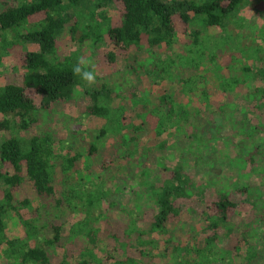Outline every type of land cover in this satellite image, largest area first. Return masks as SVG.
Listing matches in <instances>:
<instances>
[{"label":"trees","instance_id":"16d2710c","mask_svg":"<svg viewBox=\"0 0 264 264\" xmlns=\"http://www.w3.org/2000/svg\"><path fill=\"white\" fill-rule=\"evenodd\" d=\"M114 1L121 9L113 24ZM246 1L0 0V64L4 56L14 59L0 84V264H92L89 252L98 243H103L105 264L262 260L264 247L256 249L254 242L260 229L264 239V199H258L251 182L254 172L264 177V169L255 168L264 162V85L252 88L250 79L264 80V47L249 42V52L243 54L251 64L226 65L237 62L234 51L244 50L238 42L243 26L238 13ZM253 6L264 14V0ZM177 22L180 41L175 38ZM66 42L75 49L66 52ZM27 44L35 49H25ZM105 47L111 48L103 53L106 63L117 61L116 53L123 57V70L116 73L121 82L96 72V84L88 86L73 74V66L81 56L92 61L95 51ZM224 53L227 63L213 67L216 56ZM209 70L222 95L216 105L207 99ZM172 79L178 90L155 88L151 100L145 91L149 83ZM127 83L131 89L125 91ZM238 89L246 101L237 107L239 120L228 112ZM79 95L84 112L104 120L94 138L115 137L113 152L123 163H133L134 179L139 171L137 189L131 190L125 207L131 203L147 209L144 226L137 227L125 210L121 214L127 222L110 225L114 203L102 212L106 194L99 183L86 189L83 181L74 180L80 172L85 179L103 174L111 164L103 147L89 142L85 152H56L64 138L49 124ZM224 120L231 133L221 144L213 130L220 131ZM155 152L174 153L175 164L168 170L154 167L148 155ZM244 164L248 171H241ZM181 202L188 205L185 214H197L199 240L193 226L185 239L169 231L181 219ZM61 211L82 213L65 234V223L56 215ZM240 211L244 215L233 221ZM8 219L18 223L22 236L6 234ZM100 220L107 224L97 227ZM138 239L142 248H137Z\"/></svg>","mask_w":264,"mask_h":264},{"label":"rangeland","instance_id":"374dc122","mask_svg":"<svg viewBox=\"0 0 264 264\" xmlns=\"http://www.w3.org/2000/svg\"><path fill=\"white\" fill-rule=\"evenodd\" d=\"M115 3V8L114 11H112V20L113 24L117 23V15L120 12V4L117 1H114ZM255 3V0H247L245 4L241 7L238 15L240 16L241 21L243 22V26L238 30L241 32L242 36L239 38L238 42H241L242 49L243 51L236 50L232 54L234 59L237 60V62H230L231 64H226L228 66L234 65L238 67L242 63H245L247 65L251 64V57H246L243 53L249 52L245 46L249 45V42L253 43H258L260 46L264 47V41L262 40V37H264V14L257 12L255 9V6H253ZM182 33L181 29L179 26V23L177 22L176 24V34L175 38L177 40H182ZM235 39V38H234ZM24 48L27 50H33L35 49V45L33 44H27L24 45ZM246 48V49H245ZM75 46L71 44L70 42H66L65 44V51L69 50H74ZM105 49H111L110 47H105L101 48L97 51H95L96 56L92 57V62L95 66V71L101 75V76H113L114 77V82L119 83L121 82L120 77L116 74L120 71L123 70V57L119 55V53H116L118 56L117 61H115L112 64H108L105 62L103 53ZM113 50V49H112ZM227 55L228 53H224L222 56H216L215 61L213 62V67L216 66L217 64H225L227 63ZM13 56L8 55L4 56L1 59V64H0V84H3L9 74L11 73L12 65H13ZM234 63V64H233ZM244 65V64H243ZM207 67H210V64L207 65ZM236 69V68H235ZM220 71L224 74L227 71V68H222ZM235 73H238L237 69L234 71ZM207 74V73H206ZM239 74V73H238ZM214 75L213 70H209L207 74V99L208 103L216 105V102H219L221 100V93L219 92V89L217 87V83L214 81L212 78ZM137 80V79H135ZM251 81V86L253 87H259L264 85V80L259 79L258 77L253 76V78L250 79ZM142 86L146 85V83H141ZM150 88L147 87L145 90L148 96L151 98H154V89L155 88H161L164 89L166 92H176L178 90V86L175 83V80L172 79L171 81H162L161 83L157 84H150ZM140 86V88H142ZM123 89L125 91L130 90V83L124 84ZM144 88H142L143 90ZM240 90L238 89L237 92V97L233 98L232 103L230 104V108H228V112H231L234 115V118L239 120V118H242L241 115L238 113L239 108L238 106H242L246 103V101L242 100L240 98V95L242 94L239 93ZM29 95L34 98V101H38V97L35 96L31 91H28ZM179 97V96H178ZM177 97V98H178ZM180 98V97H179ZM193 108L195 106L193 105ZM54 120L53 122H50V127H53L55 131H57L59 134L61 133L63 139L62 143H58L56 145V152H58L61 155H66V154H72L73 151H78V152H85V148L87 147V144L89 142H96L99 144V146L103 147L104 151L106 152L105 158L111 159V164L104 169L101 173V176H98L97 178L95 177H88L89 179H85L83 177L84 174H82L81 168H80V163L77 165L76 168L79 169L80 173L74 174L76 175V179L70 178V181L74 179L75 181H78L82 183L83 181V186L85 185L86 189L88 188H93L96 183H99L100 188L104 192L105 198H102L100 202L101 210L103 213L107 212L106 207H109V203H114L112 211H109V216H110V225L113 224H118L117 221L114 220H119V222H127L126 221V215L125 213L121 214L122 210H125L130 217H134L135 219L133 222L137 227L144 226V220L149 217V211L147 209L141 210L138 205H133L129 204V207H125L126 202L130 199L131 196V190L132 189H137L138 185V178L137 176L139 175V171H136V178L134 179L131 174L132 171L135 170L133 167L132 162H126L123 163L122 160H120L116 154L113 152V147L112 144H114V139L112 135L108 134L107 136L103 137L102 140H98L97 138H94V134L98 131V129L101 127L103 124V119L101 118H96L95 116H89L84 112V100L82 97L79 95L76 97L74 103L72 104H66L63 109L60 112H57L54 115ZM226 120L223 121L222 123V129L219 131V128L217 130H213L214 133V140L218 139L220 137V143L223 144L225 141H229V135L231 133L230 128L225 124ZM218 136V137H217ZM264 138V134L260 137ZM162 137H159L157 141H160ZM171 139H167L168 142H170ZM69 145V146H68ZM71 145V146H70ZM60 146V147H59ZM163 156L164 158L157 160L158 156ZM175 154L172 153L170 156H166V154L155 152V153H150L148 155L149 162L154 164V167H161L163 165L166 170L170 169L175 164ZM222 163L223 166H225V162L222 160L219 162ZM260 167V168H259ZM255 168H259V170L264 169V162L261 166H255ZM131 169V170H128ZM250 169L249 165L244 164L242 165L241 171H248ZM152 170V169H151ZM83 172V171H82ZM256 173L255 176L253 177L255 180V183L251 182L252 184L256 185V187L259 190V198L261 201L264 199V177H262V174L260 175L261 171L254 172ZM133 175V174H132ZM95 176V175H94ZM149 177V174H147ZM146 176V177H147ZM147 177V178H148ZM252 178V179H253ZM85 180V181H84ZM140 181V180H139ZM92 182L93 184H90ZM85 190V189H84ZM101 191V192H102ZM129 202V201H128ZM192 207H195L196 204L193 201H188ZM36 205V203L34 204ZM188 205L186 202H181L179 204V207L181 208V219L179 221H176L173 223V225L169 226V231L172 235H176L178 238L185 239L187 237V233L189 232L188 228L189 227H195V233H196V238L198 240L200 239L201 235L199 236V228H196L199 226L200 221L197 217V214H185L186 212V207ZM248 206V205H246ZM197 210H199V206L195 207ZM141 210V212H139ZM57 216L59 217V221H64V228L65 230L63 231V234L66 233L67 228L74 223L75 221L79 220L81 218L82 213L74 212H56ZM96 213V212H95ZM105 215V214H104ZM244 215L243 211H240L239 214L236 216L233 215L232 219L233 221H236L237 219H240ZM118 218V219H117ZM104 221L100 220L97 222L96 226L97 227H102L104 225ZM107 223H105L106 225ZM115 226V225H114ZM181 227V229H178ZM260 228V227H259ZM114 229V228H113ZM120 231L123 230V228L120 226ZM117 234H119V231L114 229ZM6 234L11 237H20L23 234L22 228L18 225V223L13 220V219H8L7 224H6ZM259 236L254 244L255 248L257 249L258 247H264V239L261 236V229L259 231ZM157 241H160V237L154 236ZM106 240V238H104ZM139 239H146V235L141 236ZM139 239L135 241V243L138 245L137 248H142L143 246L140 245ZM101 242H103V239L101 238ZM134 243V242H133ZM161 243L157 244V246L160 247ZM147 247V245H145ZM102 249H103V243H98V248L92 249L91 252H89V255L91 257L89 260L92 262V264H97L99 261H101L102 264H105L102 258ZM264 249V248H263ZM246 247L242 248L240 250V253H245ZM97 261V262H96ZM257 264H264V251H263V257L262 260H260Z\"/></svg>","mask_w":264,"mask_h":264},{"label":"clouds","instance_id":"9594fccd","mask_svg":"<svg viewBox=\"0 0 264 264\" xmlns=\"http://www.w3.org/2000/svg\"><path fill=\"white\" fill-rule=\"evenodd\" d=\"M73 74L78 76L88 86H94L97 82V74L93 62L85 57L78 58L77 63L73 66Z\"/></svg>","mask_w":264,"mask_h":264}]
</instances>
